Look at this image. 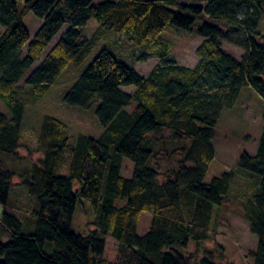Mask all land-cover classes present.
<instances>
[{
  "label": "trees",
  "instance_id": "16d2710c",
  "mask_svg": "<svg viewBox=\"0 0 264 264\" xmlns=\"http://www.w3.org/2000/svg\"><path fill=\"white\" fill-rule=\"evenodd\" d=\"M29 12L43 21L33 38L24 24ZM263 16L264 0H0V97L13 113L0 111V264H218L211 250L199 258L186 249L191 240L211 238L216 208L236 180L232 170L206 180L223 112L244 87L264 98ZM92 18L101 26L86 38ZM198 20L197 64L168 61L167 29L189 31ZM109 31L160 62L143 76L103 48L64 96L71 106H96L101 135L80 134L72 144L70 125L45 115L31 147L22 133L27 103L70 66L80 67ZM225 42L243 54L235 56ZM262 122L256 153L239 156V167L256 180L244 201L257 238L253 264H264V115ZM20 148L42 157L17 170L11 162H19ZM15 177L33 200L30 210L15 193ZM80 198L95 212L96 229L85 233L72 229ZM143 213L152 220L140 236ZM109 236L118 243L113 259L106 254Z\"/></svg>",
  "mask_w": 264,
  "mask_h": 264
},
{
  "label": "rangeland",
  "instance_id": "374dc122",
  "mask_svg": "<svg viewBox=\"0 0 264 264\" xmlns=\"http://www.w3.org/2000/svg\"><path fill=\"white\" fill-rule=\"evenodd\" d=\"M103 1L107 0H94V4ZM201 23L202 21L198 20L189 31L177 30L172 26L167 29L166 36L173 41V49L166 57L168 61L175 60L178 64L190 67H194L197 64L199 56L196 53V48L202 41V37L198 35L197 30ZM24 24L28 28L31 38H33L43 24V21L33 12H29L24 19ZM100 26L101 23L96 18H92L83 28L84 36L91 38ZM67 27L65 26L57 35L43 56L56 44ZM258 29L264 33V16L259 22ZM4 30V26L0 24V33ZM106 47H109L118 59L134 67L143 76H148L154 66L160 62L154 56L145 55L139 50H132L128 45V37L119 33L107 32L105 37L98 42L87 60L80 67L70 66L60 79L51 85L45 95L27 103L22 133L31 147L35 144L37 132L45 115L58 117L70 125L72 144L75 143L80 134L92 137H99L101 135L104 127L98 120L96 106L92 108L71 106L65 103L64 96L92 63L98 53ZM224 48L237 57L243 54L241 48L227 42L224 43ZM38 63L39 61L35 63L33 68ZM25 78L21 80L20 84L30 89V86L27 87L25 85ZM122 88L130 93L135 89L134 86H123ZM23 95L26 100L31 97L29 90L24 91ZM263 105V97L252 87H244L234 108L226 109L223 112L215 140L216 157L210 166L206 180L210 181L212 177L231 170L236 173V180L223 205L217 206L216 208L211 228V238L200 244L191 240L189 247L186 249L188 252H196L199 258L203 257L207 250H211L214 253V260L218 264L254 263L250 252L256 249L257 238L251 233L249 223L245 218L244 201L254 192L256 180L250 177L247 171L239 167V156L243 151H248L253 155L257 151L258 141L263 127L260 110ZM132 107H134V104ZM0 111L11 118L13 116L11 108L1 97ZM164 134L167 137L170 136L168 132ZM18 152L19 162L16 164L11 162V165L17 170L30 169L32 164L42 157L41 153L29 152L26 148H20ZM159 160L163 161L160 158ZM124 161L126 163V158ZM174 163L175 161L173 159V163L171 160H167L162 164L168 166L171 164L174 165ZM61 172L67 174L68 167H63ZM14 182L16 183V195L26 205V208L29 210L32 209L33 200L29 196L27 189L23 186L21 179L15 177ZM78 186L79 184L77 183ZM1 210L2 207L0 206V212ZM94 219L95 212L91 203L80 198L74 214L73 231L85 233L96 229L93 224ZM151 220V214H142L138 229L140 236L147 233L151 225ZM117 247L118 243L115 238L109 236L106 242V254L109 258L113 259L116 257Z\"/></svg>",
  "mask_w": 264,
  "mask_h": 264
},
{
  "label": "crops",
  "instance_id": "0c3cea01",
  "mask_svg": "<svg viewBox=\"0 0 264 264\" xmlns=\"http://www.w3.org/2000/svg\"><path fill=\"white\" fill-rule=\"evenodd\" d=\"M261 118L263 119V115H264V105L261 107Z\"/></svg>",
  "mask_w": 264,
  "mask_h": 264
}]
</instances>
